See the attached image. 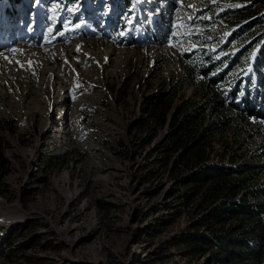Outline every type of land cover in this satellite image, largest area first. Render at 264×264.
I'll return each mask as SVG.
<instances>
[{
  "label": "rangeland",
  "instance_id": "1",
  "mask_svg": "<svg viewBox=\"0 0 264 264\" xmlns=\"http://www.w3.org/2000/svg\"><path fill=\"white\" fill-rule=\"evenodd\" d=\"M263 42L264 0H0V264H208L174 239L196 213L154 150L148 97L192 96L188 68L220 60L222 88L262 100ZM232 131L217 137L247 135Z\"/></svg>",
  "mask_w": 264,
  "mask_h": 264
},
{
  "label": "trees",
  "instance_id": "2",
  "mask_svg": "<svg viewBox=\"0 0 264 264\" xmlns=\"http://www.w3.org/2000/svg\"><path fill=\"white\" fill-rule=\"evenodd\" d=\"M255 19L239 31L250 29ZM220 62L188 68L195 87L192 96L177 98L171 90L148 97L149 119L156 128L166 127L154 150L175 182L172 193L196 213L174 236L186 247L185 254L207 253L208 264H264V162L254 163L247 147L248 138L264 122V99L254 100L249 88L241 93L240 79L222 88L231 62L223 69ZM253 67L252 74L258 76L254 87L264 98V42ZM230 128L234 135L241 130L247 135L218 139V133ZM149 142L150 137L142 143ZM262 152L257 157L263 158ZM242 155L247 160L236 161ZM9 246L6 236L0 241V255L10 251Z\"/></svg>",
  "mask_w": 264,
  "mask_h": 264
},
{
  "label": "bare ground",
  "instance_id": "3",
  "mask_svg": "<svg viewBox=\"0 0 264 264\" xmlns=\"http://www.w3.org/2000/svg\"><path fill=\"white\" fill-rule=\"evenodd\" d=\"M66 51H68L67 49H66ZM78 65V64H77ZM49 71H51V69H49ZM52 73V72H51Z\"/></svg>",
  "mask_w": 264,
  "mask_h": 264
}]
</instances>
